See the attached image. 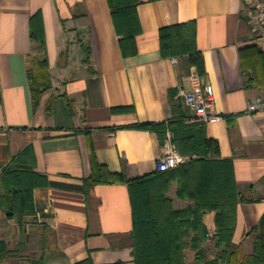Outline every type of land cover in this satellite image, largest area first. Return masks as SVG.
<instances>
[{"label":"crops","instance_id":"1","mask_svg":"<svg viewBox=\"0 0 264 264\" xmlns=\"http://www.w3.org/2000/svg\"><path fill=\"white\" fill-rule=\"evenodd\" d=\"M244 7V0H140L136 53L125 56L107 0H0V171L22 156L46 180L33 190L35 215L22 228L0 209V240L12 252L3 264L41 256L46 264H134L128 184L94 183L88 146L100 165L127 180L156 171L163 142L129 127L171 120V99L187 124L205 125L219 157L232 161L239 199L231 250L241 259L252 253L248 233L264 214V111L248 114L247 107L264 93V50ZM38 12L52 87L33 111L27 69L38 55L30 35ZM189 22L204 61L201 81L213 87L222 117L217 123L198 121L180 95L199 74L188 56L160 53V29ZM167 196L175 209L193 204L178 198L175 183ZM215 216L203 215L210 258ZM186 255L193 262L195 252Z\"/></svg>","mask_w":264,"mask_h":264},{"label":"trees","instance_id":"2","mask_svg":"<svg viewBox=\"0 0 264 264\" xmlns=\"http://www.w3.org/2000/svg\"><path fill=\"white\" fill-rule=\"evenodd\" d=\"M116 32L121 36L123 55L136 53L135 37L141 32L137 16L140 0H107ZM84 16V14L80 15ZM30 35L37 56L31 59L27 75L30 83L32 110H36L42 94L51 89V78L46 57L45 35L41 13L30 19ZM161 56L187 55L200 76L204 75L202 54L196 47V25L189 22L165 27L159 31ZM86 50L84 62L89 64ZM2 101L0 91V104ZM173 117L162 123H140L129 128L155 132L162 143L167 132L179 153L189 161L174 169L154 171L142 177L127 180L112 174L100 165L89 142V157L94 183H127L132 207V256L134 264H264V214L248 236L253 238L252 253L238 258L231 250L235 229L239 194L236 188L233 163L219 157L218 143L207 138L205 125L187 124L181 106L171 99ZM119 110V109H118ZM23 155V154H21ZM45 176L30 167L22 156L0 171V209L7 220H15L22 228L24 219L35 215L33 190L45 185ZM177 185V196L190 200L192 205L175 209L167 196L170 185ZM216 211V233L213 236L216 254L209 257L207 228L203 215ZM187 250L195 252L193 262L187 260ZM12 252L0 240V264ZM30 264H46V257ZM78 264H93L90 259Z\"/></svg>","mask_w":264,"mask_h":264},{"label":"built area","instance_id":"3","mask_svg":"<svg viewBox=\"0 0 264 264\" xmlns=\"http://www.w3.org/2000/svg\"><path fill=\"white\" fill-rule=\"evenodd\" d=\"M243 15L254 32L258 48L264 50V0H244ZM176 65L177 60L173 58ZM191 90L180 91L186 106L193 112L198 121L203 123L220 122L222 117L214 111V91L208 83H202L199 74L190 77ZM264 111V93L251 100L247 107L248 114ZM188 157L182 156L172 143V135L168 132L161 146V156L156 162V171L165 172L186 163Z\"/></svg>","mask_w":264,"mask_h":264},{"label":"rangeland","instance_id":"4","mask_svg":"<svg viewBox=\"0 0 264 264\" xmlns=\"http://www.w3.org/2000/svg\"><path fill=\"white\" fill-rule=\"evenodd\" d=\"M66 103V102H65ZM64 103V104H65ZM70 108H71V110H76V106H75V104H72V106H70ZM6 259V258H5ZM10 261V260H9ZM9 264H12L13 263V261H10V262H8ZM27 263V261H25V260H23V264H26Z\"/></svg>","mask_w":264,"mask_h":264}]
</instances>
